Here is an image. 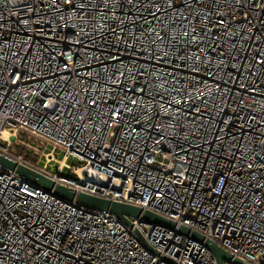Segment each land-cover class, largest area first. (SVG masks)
<instances>
[{"label":"built area","instance_id":"2783aa9c","mask_svg":"<svg viewBox=\"0 0 264 264\" xmlns=\"http://www.w3.org/2000/svg\"><path fill=\"white\" fill-rule=\"evenodd\" d=\"M0 157L175 225L0 165V264H264V0H0Z\"/></svg>","mask_w":264,"mask_h":264},{"label":"water","instance_id":"95a60500","mask_svg":"<svg viewBox=\"0 0 264 264\" xmlns=\"http://www.w3.org/2000/svg\"><path fill=\"white\" fill-rule=\"evenodd\" d=\"M0 165L3 168L15 171L20 177L29 180L30 182L37 185L39 188L43 189L46 192H52L55 196L62 198L64 200H75V202L87 209L105 211L108 212L118 219H122L125 223L127 221L123 216L127 217H141V221L144 223H153L156 225L163 226L169 230H174L175 225L173 222L160 218L156 215H153L149 212H142L139 208L128 206L125 204H119L116 202H110L107 200L98 199L85 194H75L74 191L54 185L51 181L44 178L43 176L21 166H16L12 162L0 157ZM177 233L188 236L190 235L192 240L201 242L209 250L211 255L216 260L217 264H222V261H230L231 256L217 247L214 243L209 240H205L203 236L199 235L196 232H190L185 227H179ZM234 264H241L239 261L235 260Z\"/></svg>","mask_w":264,"mask_h":264},{"label":"rangeland","instance_id":"374dc122","mask_svg":"<svg viewBox=\"0 0 264 264\" xmlns=\"http://www.w3.org/2000/svg\"><path fill=\"white\" fill-rule=\"evenodd\" d=\"M69 163L73 164V161L71 160ZM40 166H44V160H42V161L40 162ZM65 174L68 175L69 172L67 171V172H65Z\"/></svg>","mask_w":264,"mask_h":264}]
</instances>
